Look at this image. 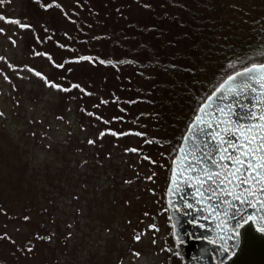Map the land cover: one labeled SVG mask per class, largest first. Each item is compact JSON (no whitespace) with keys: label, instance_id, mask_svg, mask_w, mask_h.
Masks as SVG:
<instances>
[{"label":"rangeland","instance_id":"374dc122","mask_svg":"<svg viewBox=\"0 0 264 264\" xmlns=\"http://www.w3.org/2000/svg\"><path fill=\"white\" fill-rule=\"evenodd\" d=\"M163 1L80 0V5L75 0H57L56 4L51 0L0 3V13L33 26L19 28L0 19V27L7 30L0 33V57L18 65H31L57 83L78 82L91 93L75 87L66 92L57 90L27 69H18L23 75L17 76V70L0 60V69L11 77L10 82L5 81L0 74V112L4 113L0 115V207L8 209V214L0 212V232H7L12 238H0V264L179 262L171 252V225H166L167 215L161 206L170 163V157L164 154L166 148L149 143L147 138L150 140L151 135L145 132L144 121L138 119L140 113L137 109L136 116L129 112L128 105L134 104L136 97L138 104L141 100L131 87L123 86L117 62L93 63L86 59L89 54L94 59H107V47L121 57H136V48L126 40L136 36L140 27L136 23L145 25L148 41L157 32V25H168L165 14L168 9L161 8L166 7ZM222 1L231 10L232 18H244L242 0ZM139 2L146 8L142 10ZM186 3L196 7V3ZM45 4L49 6L45 8ZM65 11L74 19H67ZM153 15L157 20L154 21ZM118 29H124L121 39L113 36ZM9 36L14 37L15 45ZM56 41L71 47L58 46ZM33 50L51 52L53 59L64 67H56L43 55L33 56ZM165 52H161V57L159 54L160 59L165 58ZM73 56L85 59H68ZM112 57L108 60L112 61ZM152 59L156 60L154 54ZM157 69L153 74L148 68L142 70L149 79L158 71L161 73ZM101 99L108 103H101ZM90 112L99 113L104 120ZM114 116L121 119L113 120ZM106 127L122 133L134 129L145 135L132 132L116 137L106 133L103 138L97 137L96 133ZM153 132L156 135L157 130ZM88 137L96 142L88 144ZM132 146L141 151H124ZM144 154L151 155L154 162L143 159ZM24 216L29 219L24 220ZM153 224L155 228L149 227ZM68 232L73 235L68 237ZM37 233L51 239H38ZM136 236L140 239H135ZM28 243L34 244L31 252L26 251ZM133 250L140 255L136 256ZM227 264H264V236L251 225L245 226L239 252Z\"/></svg>","mask_w":264,"mask_h":264},{"label":"trees","instance_id":"16d2710c","mask_svg":"<svg viewBox=\"0 0 264 264\" xmlns=\"http://www.w3.org/2000/svg\"><path fill=\"white\" fill-rule=\"evenodd\" d=\"M179 1L177 4L174 0L163 1L166 7L161 8L168 9L165 13L168 25H157L152 41L151 38L149 41L147 39L145 25L136 23V26H140L136 36L133 40H126L136 48V57H121L115 51L114 59V53L107 47V60L111 56L112 61L117 62L123 86L131 87L134 94L140 97L139 104L136 97L134 104L128 105L129 112L136 116L137 109L140 113L138 119L144 121L147 127L144 131L151 135L150 140L146 137L149 143L166 148L164 154L170 157L168 178L173 153L176 154L198 105L233 71L264 62V0H242L244 6H241V15L244 18L240 20L231 17V10L226 9L222 0ZM186 2L196 3V7H189ZM138 4L143 10L145 4ZM230 5L234 6L233 3ZM152 17L154 21L157 20L154 15ZM132 20L136 22V17ZM123 31L118 29L113 36L121 39ZM124 42L118 44L124 47ZM164 50L165 58L160 59L159 54L161 57ZM153 54L156 60L152 59ZM143 68H148L151 74L155 69L161 73L158 71L154 78L146 79ZM137 82L140 86H136ZM153 130H157L156 135L152 134ZM161 201L167 215V225L170 220L164 197ZM172 244L171 252L179 260H176L177 264H180L174 242Z\"/></svg>","mask_w":264,"mask_h":264},{"label":"snow or ice","instance_id":"6c2138e0","mask_svg":"<svg viewBox=\"0 0 264 264\" xmlns=\"http://www.w3.org/2000/svg\"><path fill=\"white\" fill-rule=\"evenodd\" d=\"M4 0H0V3H3ZM77 5H80V0H75ZM52 4H56L57 0H51ZM49 5L45 4L44 7L47 8ZM62 7V6H61ZM74 11V9H73ZM65 17L69 20H73V16H69L67 11L64 13ZM0 19H3L5 23H14L18 25L19 28H32L31 24L21 23L18 17L6 16L3 13H0ZM7 30L4 27H0V33H5ZM68 35V33H65ZM50 38V37H49ZM9 40L16 44V40L14 37L9 36ZM39 40V36H37ZM58 46H62L64 48H69L71 45L63 44L61 45L60 41H56ZM33 56L43 55L47 57L53 65L59 68H63V63H58L55 59H53V54L49 51L42 50H33L31 53ZM69 60L79 61L81 59H85L83 56H73L69 57ZM87 60L92 61L93 63L99 61L104 64H112L113 61L103 59L102 57H93V55L89 54L86 57ZM0 60H4L7 62V67L12 70H17L16 75L22 76L23 72L18 71V69H27L31 73H34L37 77L43 79L44 83L47 86H51L60 91H68L70 88H80L84 93L90 95L91 93L84 89L82 85L78 82H73L70 85H65L61 83H57L53 79H49L48 76L38 70L35 67H32L28 64L18 65L8 60L7 57H0ZM71 71V69H69ZM0 74L3 75V79L5 81H11V77L5 72L3 69H0ZM250 77H257L260 80L264 81V62L262 63H253L250 68H241L239 73L233 71L227 79L223 80L218 86V91H222L229 85H233L236 89L235 94L239 95V89L246 88L252 89L256 87L255 84L249 82ZM235 78V79H234ZM13 88L16 86L13 84ZM216 93L214 92L212 96H209L207 100H211ZM18 103V101H17ZM101 103H108V101L101 99ZM207 107V101L205 103H200L197 109V115L195 121L193 123L199 124L200 115H203V110ZM82 110L86 113L89 112L88 109L82 108ZM92 116L98 117L100 120H104L103 116H100L99 113L90 112ZM218 116H223L224 113L217 112L215 113ZM0 115H4L3 112H0ZM208 115H212V113H208ZM62 118V117H61ZM253 120H258L260 122L259 125V136L258 139L254 142H249L245 140L244 145L241 147L239 152L233 150L231 147H227L226 149H217L211 156L208 157L207 161H197L195 159L185 160L184 161V171L191 173L193 177L196 175H201L202 179L198 182V188H205L207 186V191L212 192L213 189L216 191L213 193V199H218L221 201L222 210L218 211L215 219L217 222V237H209L213 243L220 246L221 252V264H223L224 259H229L237 254L239 251V245L242 242V228L249 224L251 227L260 235L264 236V103H258L256 106L255 113L250 117ZM113 120L121 119V117H112ZM226 124L230 123L229 121L225 122ZM213 126L217 127L219 130V126L216 122H213ZM81 127H85L81 125ZM136 132L137 135L144 136L145 133L138 132L134 129H128L127 132L122 133L116 131L114 128L106 127L100 129L96 136L99 138H103L106 133H110L116 137L121 135H126L127 133ZM190 132L194 135V131L190 128ZM217 132L212 133L210 138H216ZM35 135V133H33ZM96 141L93 137H88L87 143L94 144ZM155 142V141H151ZM222 145L227 146L228 140L227 135L225 133V138L221 141ZM162 146V145H161ZM50 147V145H49ZM125 152H140L141 150L135 146L125 148ZM223 152V155L221 154ZM239 154L240 161L232 160V157ZM111 156V153H108ZM173 164H172V175L175 176L176 173V165H175V152L173 153ZM143 159L148 160L149 162H154L153 157L148 154H144ZM231 160L232 162L225 167V163ZM81 163H85V161H81ZM207 163L211 166L209 169L205 170L203 165ZM232 169H235V173H233ZM235 177H239V182L235 179ZM147 179H151V177H146ZM228 185L229 188L236 187L238 191L233 193L231 191H225L224 186ZM253 188L254 190L249 191V188ZM199 195V193H198ZM238 201V204L235 202ZM203 202V201H202ZM249 202H254L257 209H259L258 213H251L245 210L246 206ZM187 203V202H186ZM210 213L213 211V207L211 205L206 209ZM226 210V211H225ZM0 212L8 214L7 208L0 207ZM239 219H236V217ZM24 220H28V216L23 217ZM149 227L155 228L156 225H150ZM107 231V229H105ZM38 239H48L51 237L43 236L41 237L39 233L36 234ZM73 235L72 232H68L67 236L71 237ZM0 238L11 240L12 238L9 236L7 232H0ZM135 239L139 240L140 237L136 236ZM231 242V243H230ZM34 248V244L28 243L26 245V251L31 252ZM136 256H139L140 253L133 250Z\"/></svg>","mask_w":264,"mask_h":264},{"label":"water","instance_id":"95a60500","mask_svg":"<svg viewBox=\"0 0 264 264\" xmlns=\"http://www.w3.org/2000/svg\"><path fill=\"white\" fill-rule=\"evenodd\" d=\"M249 82L255 84L256 87L241 88L239 95L235 94L236 89L233 85H229L222 91L216 88L209 96H212L214 92L216 95L210 101L207 100L209 96L205 99L203 103L207 101V107L203 110L204 114L200 115L199 124L193 123L198 114L196 112L175 154L177 173L175 176L171 171L174 157L171 161L169 179L165 189V203L172 225V237L181 264H221L220 246L208 239L209 237L219 238L215 217L218 211L222 210L221 201L213 199L216 189L208 192L207 186L203 189L197 187L202 176L198 174L193 177L191 173L184 171V161L192 159L207 161L217 149L227 147H231L238 153L245 140L254 142L258 139L260 122L250 117L255 113L257 104L264 103V81L257 77H250ZM217 112L224 113V115L218 116L215 114ZM226 121L230 123L226 124ZM213 122L218 124L219 130L213 126ZM190 128L194 131V135L190 132ZM214 132L218 133L216 138H210ZM225 133L228 140L227 146L221 144ZM221 154L223 155V152ZM232 160L243 163L239 154L233 156ZM231 162V160L227 161L225 167ZM203 167L207 170L214 166L205 163ZM232 171L235 173L236 170L232 169ZM235 179L239 182L240 178L235 177ZM224 188L225 191L233 193L238 191L236 187L229 188L228 185ZM252 190L254 189L250 187L249 191ZM238 203V201L235 202V204ZM209 205L213 207L211 213L206 210ZM245 210L251 213L259 212L254 202H249ZM236 219L239 217L237 216ZM235 256L224 259L223 264L229 263Z\"/></svg>","mask_w":264,"mask_h":264}]
</instances>
